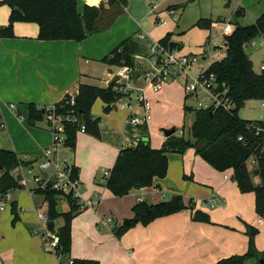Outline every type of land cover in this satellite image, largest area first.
I'll use <instances>...</instances> for the list:
<instances>
[{"label":"crops","instance_id":"0c3cea01","mask_svg":"<svg viewBox=\"0 0 264 264\" xmlns=\"http://www.w3.org/2000/svg\"><path fill=\"white\" fill-rule=\"evenodd\" d=\"M101 1L104 0H77V11L81 15L85 7L97 6ZM235 1L238 5L232 20L236 11L239 16H245L249 8L254 13L249 23H239L235 19L240 26L252 25L264 14V0ZM245 1L247 6L243 5ZM126 5L109 7L107 4L97 23H110L108 28L88 35L81 42L39 40L38 26L30 22H15L12 36L0 37V122L5 125L0 130V149L12 151L18 158L32 163L40 161L42 149L49 146L51 135L42 121L34 125L28 123V106L52 107L61 103L66 94H76L80 84L108 86L114 71L103 59L125 39L135 40L136 30L117 26L118 23H133L134 18L125 10ZM9 14L10 8L0 5V29L8 25ZM150 33V27L148 32L142 33L146 41L151 40ZM158 94L149 93L152 118ZM161 96L162 99L167 97L165 93ZM95 103L105 107L99 99ZM9 104L15 105L17 114L9 109ZM92 108L91 115L96 117ZM118 117L123 119V115ZM112 119L107 112L106 123L112 124ZM104 126L99 118L101 144L113 155L109 160L112 168L126 138L125 125L122 133L113 125ZM20 138L24 139L23 143ZM100 140L94 141L86 133L76 136L73 164L78 169L82 198L91 201L92 206L80 211L72 220L68 259L92 260L99 264H215L247 251L248 238L242 219L257 229L254 246L264 258V219L255 213L254 194L240 193L236 183L230 180L231 170H214L190 148L181 158L174 154L170 159L167 156L168 168L163 179H156L151 187L133 190L118 198L105 187L96 168L86 163L85 155L79 154L80 146L92 149ZM225 173L229 174L228 180L224 179ZM254 182L258 183V178H254ZM174 195L182 197L184 210L158 218L147 226L137 224L120 238L115 237L114 229L133 217L131 209L136 203L157 204ZM41 200L21 189L11 193L5 209L0 211V264H59L57 258L40 248L35 209L41 205ZM202 201L212 207H202ZM10 203L15 204V221ZM195 211L206 214L210 222L193 221ZM60 219L57 221L61 226ZM108 219L111 223H107Z\"/></svg>","mask_w":264,"mask_h":264},{"label":"trees","instance_id":"16d2710c","mask_svg":"<svg viewBox=\"0 0 264 264\" xmlns=\"http://www.w3.org/2000/svg\"><path fill=\"white\" fill-rule=\"evenodd\" d=\"M125 6L126 0H104L97 6L85 7L80 15L77 11V0H5L10 8L8 25L0 29V37L12 36V27L15 22H30L38 26V39L42 41L71 40L83 41L88 35L103 31L110 25L97 26L101 14L105 11L104 4ZM20 11L16 12L14 9ZM239 17L236 11L234 31L225 37L226 50L223 58L212 62L207 66V73L216 76L219 82L227 85V95L234 108L230 111L216 110L193 111L184 107V113L193 112L194 120L190 128L193 142L182 137L165 138L162 148L154 149L148 141H140L137 146L120 149L114 165L109 170L110 175L105 180V187L118 198L128 195L133 190L151 187L154 180L163 179L168 168L167 153L183 154L187 149H193L205 163L218 172L232 171V180L240 193L252 192L255 196V213L264 219V154L262 145L264 140V121H246L238 117V111L249 100H259L264 103V71L256 74L252 70V63L244 51L248 42L259 34H264V14L252 25L240 26L235 19ZM211 21L199 20L195 26L209 30ZM208 39V37H207ZM170 35H166L159 41L167 45ZM144 46L138 44L131 37L122 41L103 62L109 66H134L133 56L142 53ZM115 83L105 88L80 84L77 93L74 94V105L69 106L67 98L56 104L57 111L63 114H73L77 117V123H67L64 126L65 145L70 150L75 149L76 135L83 125L85 133L100 137L99 118L91 115V108L96 100L104 103V111H111V106L119 97L113 90ZM43 110H38L36 105L28 106V123L34 125L41 121ZM146 136H147V129ZM145 136V138H146ZM240 139V140H239ZM253 157L254 169L247 168V161ZM23 162L17 155L9 150L0 149V195L9 190H20V186L12 176L11 171ZM257 170V177H253V171ZM74 173L78 174L75 168ZM254 178L259 182L255 183ZM22 190V189H21ZM40 196L47 202L48 220L55 222L62 219V225L57 228L59 239L57 256L59 263L68 260L71 247V223L78 215L79 207L75 201L67 198L68 211H58L60 202L59 193L46 189L40 192ZM11 212L16 220L15 204L10 203ZM185 209L182 197L174 195L167 201L157 204L138 202L132 207L133 217L125 220L120 227L114 229L116 238H120L127 230L137 224L147 226L152 221L175 214ZM192 220L209 223L206 214L195 211ZM258 231L254 227L245 224V235L248 238L247 251L242 255H232L221 259L215 264H264V258L254 246V238ZM72 264H99L92 260H72Z\"/></svg>","mask_w":264,"mask_h":264},{"label":"built area","instance_id":"2783aa9c","mask_svg":"<svg viewBox=\"0 0 264 264\" xmlns=\"http://www.w3.org/2000/svg\"><path fill=\"white\" fill-rule=\"evenodd\" d=\"M149 2L151 0H148ZM168 16H173L174 9H166ZM151 11L155 13L156 6L152 4ZM155 25L166 26L167 22L160 18L159 13H155ZM175 21V18H172ZM211 28L218 31L217 34L223 37L221 46L214 45L218 50H226L225 37L231 35L234 31V25L231 21L214 22ZM146 37L142 33L135 35L138 44L143 42L144 51L136 53L133 58L137 61L139 67H116L111 74V79L117 75L119 79L115 82L113 90L118 94L113 105L122 103L123 107L128 110L125 119L126 138L122 143V148L132 146L135 147L146 136L148 126L152 120V103L149 93L157 94L162 87L176 82L184 93L185 99L191 101L189 109L193 111H209L213 113L216 110L230 111L234 108L233 103L227 95V85L219 82L215 75L207 73V67L198 62L197 55H179L173 53V48L169 52L168 44L164 45L159 40H145ZM146 41V42H144ZM250 47L264 48V34H259L247 44ZM219 53V52H218ZM203 55V54H201ZM260 72L264 71V61L259 67ZM131 71L139 72L136 82H133ZM139 79L142 85H138ZM65 98V97H64ZM69 106L74 105V96L67 98ZM187 107V106H186ZM43 110L41 121L46 124L47 131L51 135V146L42 149L41 160L36 163L19 164L11 174L17 181L20 188L31 196H39L41 191L50 189L59 193L60 202H67V198L79 207L82 211L92 206L91 201H84L81 192V183L78 174L74 173L75 165L67 161L65 157L59 155V150L65 148L64 126L67 123L76 124L77 117L73 114H63L57 111L56 105L49 108H39ZM9 109L17 114V108L13 104H9ZM5 127L0 122V130ZM77 133H85L83 125L80 126ZM240 140V139H239ZM23 162H30L21 159ZM252 165L254 162L252 160ZM110 175L109 171H103L102 178L106 180ZM225 180L229 178L224 176ZM232 179V178H231ZM18 190V189H16ZM14 190H9L0 195V211H3L10 200V195ZM41 197V205L36 207V215L40 223L41 246L43 251L52 253L57 256V247L59 243L57 229L54 226V232H49L46 224L50 222L47 215V202ZM212 204L202 201L201 206L205 207ZM107 223H111L108 219ZM59 260V259H58ZM60 264V263H59ZM62 264H72V259L66 260Z\"/></svg>","mask_w":264,"mask_h":264},{"label":"rangeland","instance_id":"374dc122","mask_svg":"<svg viewBox=\"0 0 264 264\" xmlns=\"http://www.w3.org/2000/svg\"><path fill=\"white\" fill-rule=\"evenodd\" d=\"M152 4L156 6L155 13H159L158 16L167 22L166 26H159L154 24L156 15L151 11ZM247 4L248 2L246 1L243 3V5L245 6H247ZM237 5L238 1L235 0H151L150 2L148 0H128L125 10L130 12L131 16L134 18L133 23H118L117 26L118 28L120 26H128L130 30H136V34L146 33L148 32V27H150L152 28L150 38L153 41H158L166 35H170L169 42H174L177 45L173 50V53L179 55H197L198 62L200 64L204 63L203 65L207 67L212 62L223 58L225 54V51L223 49H213L214 45H222L223 37H220V35L217 34L220 30H215L211 27L209 30L201 29L195 26V24L201 19L210 20L212 24L217 21H231V17L237 9ZM105 7L106 5L104 4V9ZM253 8L256 9L257 6H254ZM166 9H174V15L168 16ZM251 14L254 13L251 12L250 8L247 9L245 12V16H239L237 18L239 23H249L251 21ZM173 17L175 18V21H172ZM106 24L108 23L101 22L97 23V26L103 27ZM244 51L251 60L252 70L256 74H259L260 64L264 61V48L259 46L250 47L246 45L244 47ZM134 66L139 67L137 61L134 62ZM109 67H112L111 70L115 71L117 66ZM138 85H142L141 79H139ZM162 93H165V96L167 95L166 99H162ZM155 98L156 101L154 104H156V106L154 108L153 118L148 127L147 136L142 140L148 141L152 148L155 149L157 147L156 149H160L162 148L165 141L161 129L174 127L176 130L175 134L172 135L174 138L182 137L193 142L190 128L194 120V113H184V107L190 106L191 101L189 99H185L184 93L180 89L179 85L176 82H172L163 86L161 93L159 92V94L156 95ZM116 107L118 109L117 113L114 112L112 106L111 111H109L110 115L113 116V119L111 121L112 124L106 123L107 112H104V108H102L101 104L95 103L93 105L92 114L100 118L101 123L105 125L104 127L113 125L116 131L122 133V130L124 129L123 127L125 125V119L129 112L123 107L122 103H119L118 105H116ZM117 115H123V119H120ZM238 117L239 119L246 121H264V103L259 100H249L245 102L244 106L238 111ZM42 122L44 124V127H46L45 122ZM77 135L81 134L77 133ZM87 135L90 136L94 141L100 140V137H95L89 134ZM19 141L23 143L24 139L20 138ZM101 143L102 141L100 140V144L92 149L91 146H80L79 148V154L83 156L85 155L86 163L90 167L96 168L97 175L100 178L102 177L104 170L109 171L111 169L109 160H111L113 156L112 153L109 152V150L105 149L104 144L102 145ZM49 146H51V139ZM74 150L76 153V143ZM74 150H70L65 146V148H61L59 150V155L65 157L68 162L73 163ZM262 152L264 154V140L262 145ZM173 154L177 155L179 158H181L183 155L168 152L167 156H169V159ZM195 156L199 157L197 154H195ZM252 160L253 157L247 161V168L249 170L254 169L255 167V165L251 164ZM225 175L230 178L228 173H225ZM66 205L63 204V202H59L58 211H63L65 213V211L67 210ZM227 213L229 214V211ZM57 220L54 222L56 229L61 224ZM60 220L62 221V219ZM241 222L245 224L247 223L244 219H242ZM38 224L40 227L39 222ZM37 235L40 243V233H38ZM40 248L42 249L41 243ZM20 249L22 250V252H24L23 247H21ZM49 254L56 258L54 254ZM57 263H59V260H57Z\"/></svg>","mask_w":264,"mask_h":264},{"label":"water","instance_id":"95a60500","mask_svg":"<svg viewBox=\"0 0 264 264\" xmlns=\"http://www.w3.org/2000/svg\"><path fill=\"white\" fill-rule=\"evenodd\" d=\"M14 11L20 13V11L18 9H16V8L14 9ZM175 46H176V43L169 42L168 43L169 52H171ZM138 75H139V72H137V71H131V76H132L133 82H136V79H137ZM118 79H119V77L117 75H114V77L110 80V82L108 83V85L111 84V83H115ZM64 97L65 98H70V95L66 94ZM112 108L114 109V111L117 110L116 105H112ZM209 114H211V112H209ZM161 132L163 133L164 138H169L170 136H172V135L175 134L176 130H175L174 127H171V128H163V129H161ZM257 174H258V171L255 170V171H253L252 176L253 177H257ZM46 228H47V230L49 232H54V222L53 221L48 222L46 224Z\"/></svg>","mask_w":264,"mask_h":264}]
</instances>
